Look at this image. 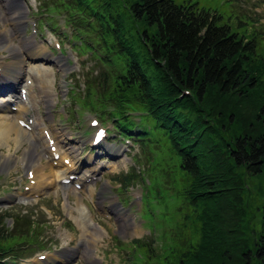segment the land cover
I'll return each mask as SVG.
<instances>
[{"label": "trees", "instance_id": "obj_1", "mask_svg": "<svg viewBox=\"0 0 264 264\" xmlns=\"http://www.w3.org/2000/svg\"><path fill=\"white\" fill-rule=\"evenodd\" d=\"M58 1L41 13H66L77 49L105 66L87 78L83 105L138 142L139 152L149 151L154 164L167 156L171 194L198 213L194 242L163 261L264 264V51L255 36L232 31L217 12L191 2ZM147 169L154 167L118 179L124 188L138 178L145 182ZM152 183H144L148 199ZM254 185L261 195L256 202ZM7 218L18 226L6 228ZM37 230L18 214L0 212V264L29 251ZM139 244L160 263V255Z\"/></svg>", "mask_w": 264, "mask_h": 264}, {"label": "rangeland", "instance_id": "obj_2", "mask_svg": "<svg viewBox=\"0 0 264 264\" xmlns=\"http://www.w3.org/2000/svg\"><path fill=\"white\" fill-rule=\"evenodd\" d=\"M46 1L48 5L41 7L39 5L41 0H23L24 14L19 0H11V4H7L6 0H0V15L2 14V19H0V33L2 31L0 34V62H4L7 73H11L20 64H24L22 66L24 71L28 69L31 65L28 58H22L20 63L15 64V59L12 56L17 53L18 46L21 45L19 40L24 38L26 41L22 44V49L25 50L21 53L26 54L25 51L31 49L35 52L39 50L44 58H65L60 62H49L44 65L54 71L56 95H52V105L48 108L45 101L39 99L37 107L34 108L32 119L35 120L40 114L45 126L49 128L54 137L61 140L62 145L77 149L74 151V159L77 161L83 157L93 156L92 154L95 152L91 153L90 137L93 129H90L89 126V119L95 118L92 112L95 110L82 104L86 93L87 78L95 76L99 69L102 72L105 66L99 65L93 59L92 52L86 51L82 52L83 54L79 52L76 55L71 51L70 45H73L77 52L76 48L80 43L78 40L72 42L70 40L75 29L73 30L72 24H69L70 26L64 24L66 13L61 9L53 12L51 10L52 13H41L49 5L53 6V4L59 3L58 0ZM174 2L177 4L196 3L199 8L217 12L221 16V23L229 25L232 31L246 36L253 34L258 44V51H264V0H174ZM7 5L11 7L9 12L6 9ZM31 11L32 15H30ZM17 14H22L21 20L17 19L18 22L21 21V29L18 24L12 26V23L7 21V17ZM33 22L36 23L34 30L30 26ZM52 22L56 23L54 31L59 36L49 31L48 27L54 25ZM56 37L61 40L62 54L54 47ZM34 38L37 43L33 42ZM2 45H6L7 48H3ZM8 47L17 48L11 51ZM63 61H66L64 65ZM21 77L23 79L24 74ZM50 77H53L52 74ZM8 80L11 81V79ZM29 80L34 86L32 93L37 94V84L33 78L30 77ZM187 93L188 91L184 94ZM2 98L4 97L0 96V104L4 103ZM6 103L9 104L8 101ZM18 111L11 112L6 109L2 112L3 114L0 113V192H4L0 195V200L6 199L10 202L9 204L0 203V208L3 210L8 208L7 210L12 214H18L22 220L26 219L29 223H35L38 226L37 232H40L35 243L29 251L20 253V256L30 255L41 248L49 250L44 253L47 255L45 261L39 260L38 255H32L33 259L31 256L25 259L23 264H153L145 250L137 248L139 243L146 244L152 254L161 256V258L157 256L159 264H169L171 260L167 263L163 261L164 258H175V255L186 250L185 244L188 240L189 243L194 242L198 236L195 230L198 213L192 209L191 217L190 208L184 204V201L177 200L176 202L175 195L171 194L173 187L167 174H171L172 169L169 168L170 161L167 156L162 164L156 165L154 161L151 162L152 155L149 151L138 153V142L124 143L122 138L113 134L111 139L106 140L103 146L96 151L100 154L98 162L100 161L102 169L97 175L98 183L91 186L90 193L94 199L91 202L87 200L86 196L76 191L72 184L63 188L59 183L60 178L53 179V169L62 174L63 168L66 166L59 165L52 169L39 154L41 152L40 149L38 150L39 145L35 151L32 143L22 141L19 133H15L16 131L10 124L17 125L13 115ZM23 114L21 108L19 115L23 116ZM104 122L108 123L105 124L101 121L106 128H111L109 119ZM22 131L26 132L23 129ZM2 132L4 133L1 136ZM106 151H109L114 159L107 156ZM26 152L28 155L31 153V159L25 158ZM35 154L40 157V162H38L42 170L40 171L39 168L32 165L36 170L33 178L35 184L30 190L23 192V186H31L26 179L25 171L32 166L27 165L26 162H32ZM85 160H90V157ZM21 161L25 163H21ZM150 164L154 169H147L144 175L145 182L144 179L141 181L138 178L125 188L120 187L122 190L118 189L120 183L113 179L114 176L132 170L137 174L138 170H142L146 166L148 168ZM107 166H109V170L105 169ZM92 168L95 167H88L86 171L88 172ZM42 172L46 173L45 180L42 179V175H44ZM152 179L156 183H152L151 198L148 199V188L144 183L150 184ZM33 188L38 189L36 194L39 197L30 196L28 203L23 204L20 198L29 194ZM252 189L253 202H256L261 197L260 190L257 185H254ZM117 194L120 196L119 199L113 196ZM162 194L165 196L160 202ZM128 197L134 198L137 203L130 200L131 205H127L128 200L126 203L123 199ZM142 197L141 205L137 199ZM121 202L124 206L121 205ZM10 204L13 205V208L8 207ZM88 211L97 226L93 225L92 228L84 226L86 223L83 221L82 215H85V219H87ZM105 214L110 215V218H105ZM118 214L127 216L130 220H123V216L119 217ZM4 224L9 230L14 229V225L15 227L17 225L14 218H7ZM25 229L26 226H23L22 230ZM12 231H8L9 234ZM5 242L6 244L10 242L11 245L18 243L11 239H7ZM21 246H26V243ZM51 254L52 256L49 257ZM9 260L12 259H7V261ZM20 261V258L12 260L15 263ZM12 262L10 263L14 264Z\"/></svg>", "mask_w": 264, "mask_h": 264}, {"label": "bare ground", "instance_id": "obj_3", "mask_svg": "<svg viewBox=\"0 0 264 264\" xmlns=\"http://www.w3.org/2000/svg\"><path fill=\"white\" fill-rule=\"evenodd\" d=\"M8 3L7 4H11V0H6ZM7 10H8V12H9V10L11 9V7L9 6V5H7V8H6ZM21 17H22V14L21 15H15V16H11V17H7V21L8 22H10V24L12 25V26H15V25H17L18 24V26H19V28L21 29L22 28V26H21V21H17V19L19 18V20H21ZM0 18H2V14L0 15ZM23 23V22H22ZM10 31V30H9ZM1 33H2V31H1ZM0 33V34H1ZM5 41V40H4ZM3 41V42H4ZM26 41V38H24V39H20L19 40V42L21 43V45L20 46H18V51H17V53L15 54V55H12L13 56V58L15 59V61H14V63L16 64H18V63H20L21 61H22V58H32V59H34V58H36L37 56H39V55H36L35 54V51L34 50H31V49H29V50H27V51H25L26 52V54H24V53H21L23 50H25V49H22V47H23V43ZM9 42V41H8ZM2 47L3 48H7V46L6 45H2ZM8 48H10V47H8ZM17 48V47H16ZM16 48H10L11 49V51L13 50H15ZM10 51V50H9ZM28 53V54H27ZM32 62H34V61H32ZM10 65V64H9ZM24 65V64H23ZM22 64H20V65H18L17 66V68H15L13 71H11V73H7V72H5V69L3 68L2 69V72L0 71V82L2 81V82H5V85H7V86H9V87H11L12 86V84H15V86H16V84L20 81V79H21V76L25 73V71L23 70V68H22V66H23ZM28 69L29 70H27V73L28 74H32L33 76H34V78L35 79H38V76L40 75V71L43 69L42 68V66H40L39 64H32V65H30V67H28ZM45 70V72H43V76H44V78H46L47 80H48V83L49 84H51V82L53 81V77L51 78H47V74L49 73V72H51L49 69H44ZM43 70V71H44ZM30 77H28L27 79H29ZM8 79H11V81L10 80H8ZM27 79H25V81H26V83H27ZM27 85V84H26ZM26 85H23L22 86V88H27V89H31V86L30 87H26ZM17 99H19L20 100V102H22V104H23V106L24 107H22V111H23V116L22 115H20L18 118H17V121L19 122V120H24L25 122H28V118H30L31 117V111L28 109V108H30V107H32L34 104H33V102H32V99H28L27 97H26V100H22V98L19 96V98L17 97V98H15V100H17ZM9 103L10 102H12V99H10L9 101H8ZM48 118V117H47ZM40 122L39 121H37L36 122V124H35V130L37 129L38 130V124H39ZM11 125V127H12V129H14L16 132L15 133H19V135H20V138L22 137V136H25L26 137V141L28 142V143H32L33 144V147H34V150L36 151L37 150V145H39V148H41L40 149V151H41V153L43 154V156H44V158H47L48 160H47V162L48 161H51L52 162V164H53V160H52V157L54 156V153H51L49 150H50V146H48V144H47V140L45 139V137H44V135L42 136H38L37 135V133L35 132V131H33V128H34V125H32V129L28 132V134L26 135L23 131H22V129H21V127L18 125H16L15 123L14 124H10ZM44 129H46L45 127H41V132L44 130ZM49 129V128H48ZM3 133L4 132H2L1 133V136L3 135ZM14 133V132H13ZM18 135V136H19ZM17 140V139H16ZM45 144H46V146H45ZM54 145H56V153H58V154H60V158H59V160L57 161V162H62L63 161V159L64 158H66L67 156H61L62 154H66V150H62V147L61 146H59V143L58 142H56ZM25 158H28V159H31L32 158V155H31V153L28 155V152H26V154H25ZM35 156V158H34V160H32V162H29V161H27V163H30V164H32L33 166H36V168H39L38 170H42V169H40V168H42L41 167V165L39 164V162H40V157L38 156V154H35L34 155ZM54 159V158H53ZM39 161V162H38ZM36 171V170H35ZM43 173V172H42ZM44 175H42V179L43 180H45V176H46V173H43ZM64 174H67V176L65 177V178H67L68 176H69V174H73L72 173V171L70 170V168L69 167H67V169L64 171ZM44 177V178H43ZM91 176H83L82 178H80L79 179V181L78 182H76V183H81V184H84V183H86L87 182V180H88V178H90ZM92 178V177H91ZM63 185H65V184H63ZM83 206V205H82ZM86 218V217H85ZM76 221V220H75ZM78 221V220H77ZM76 221V222H77ZM87 225H90L89 223H87ZM84 226H85V224H84ZM88 235V234H87ZM86 239V238H85Z\"/></svg>", "mask_w": 264, "mask_h": 264}, {"label": "snow or ice", "instance_id": "obj_4", "mask_svg": "<svg viewBox=\"0 0 264 264\" xmlns=\"http://www.w3.org/2000/svg\"><path fill=\"white\" fill-rule=\"evenodd\" d=\"M101 135H103V133H101Z\"/></svg>", "mask_w": 264, "mask_h": 264}]
</instances>
